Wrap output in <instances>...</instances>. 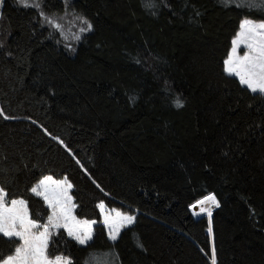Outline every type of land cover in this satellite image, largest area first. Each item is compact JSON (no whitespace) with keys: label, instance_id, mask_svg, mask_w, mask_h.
<instances>
[{"label":"trees","instance_id":"trees-1","mask_svg":"<svg viewBox=\"0 0 264 264\" xmlns=\"http://www.w3.org/2000/svg\"><path fill=\"white\" fill-rule=\"evenodd\" d=\"M39 3L45 15L0 0V188L42 225L50 210L31 189L64 178L73 215L96 221L82 246L52 231L48 256L210 264L214 246L216 264H264V97L224 72L241 20H264L261 0ZM59 17L93 26L73 52L48 23ZM210 194L211 241L191 211ZM101 202L136 218L116 241ZM16 243L0 234V259Z\"/></svg>","mask_w":264,"mask_h":264},{"label":"snow or ice","instance_id":"snow-or-ice-1","mask_svg":"<svg viewBox=\"0 0 264 264\" xmlns=\"http://www.w3.org/2000/svg\"><path fill=\"white\" fill-rule=\"evenodd\" d=\"M19 5L25 8L33 7L41 9L40 14L45 15L39 0H18ZM147 6L154 8L155 0H147ZM240 6V5H238ZM253 4L251 7H256ZM260 8L264 10V0H261ZM86 27L81 31H89L92 24L85 19ZM48 23L59 28V24L48 18ZM231 54L224 61L225 71L239 78V83L246 87L252 94L264 97V20L253 21L245 18L240 24V31L233 41ZM244 44L247 51L241 56L237 54V46ZM177 104L180 101L177 100ZM61 143H63L61 141ZM73 185L65 181H53L52 177L46 176L39 184L31 189L33 193L42 196L51 209L48 223L39 224L29 216L27 202L23 199H13L9 204L6 201L7 193L0 188V234L10 240L18 238L14 252L0 259V264H71V258L56 256L50 258L47 248L52 229L64 228L69 236L74 237L80 244H87L92 238L91 225L95 221L78 220L73 215L76 205L73 203L71 189ZM218 204L215 195L205 196L197 201L201 211L209 216L208 231L211 234V208L203 207L205 204ZM104 211L105 205H99ZM195 207V205H193ZM135 216L122 212L118 209L111 213H104V224L108 227L109 237L116 240L121 228L131 225ZM212 264H216V251L212 247Z\"/></svg>","mask_w":264,"mask_h":264},{"label":"rangeland","instance_id":"rangeland-1","mask_svg":"<svg viewBox=\"0 0 264 264\" xmlns=\"http://www.w3.org/2000/svg\"><path fill=\"white\" fill-rule=\"evenodd\" d=\"M244 19H242L241 20V22L243 21ZM55 22V21H54ZM57 22V21H56ZM55 22V23H56ZM241 22H240V24H241ZM58 24H59V28L63 31V32H65V34H64V38H65V40H66V44H67V46H66V48H68V49H70L72 52H73V50H72V48L74 47V45L76 44V42H77V40H78V38H79V36L83 33L82 31H81V29L82 28H85L86 27V25H85V23H84V21H82V20H77V22L75 23V24H71V23H69V21L66 19V18H64V17H59L58 18ZM56 29H59V28H57V27H55ZM239 31H240V26H239V29H238V31H237V33L235 34V36H234V38L232 39V41L235 39V38H237V36H238V33H239ZM73 45V46H72ZM72 47V48H71ZM232 47H233V43H231V47H230V50H229V53H228V55H227V57H226V59L229 57V55L231 54V51H232ZM247 51V47L244 45V44H239L238 46H237V54L238 55H243L245 52ZM225 59V60H226ZM224 60V61H225ZM224 72H226L225 71V65H224ZM227 73V72H226ZM228 75H231V76H233V77H235L238 81H239V78L238 77H236L234 74H229V73H227ZM241 85V84H240ZM243 86V85H242ZM245 87V86H244ZM44 179V178H43ZM43 179H41V180H43ZM53 179V181H65V182H68L66 179H64V178H62V179H55V178H52ZM40 180V181H41ZM39 181V182H40ZM39 182H37L36 184H35V186H37L38 184H39ZM34 186V187H35ZM42 197V196H41ZM43 198V197H42ZM16 200H20V199H16ZM7 201V200H6ZM11 201L12 200H10V201H7L9 204L11 203ZM45 201V200H44ZM46 203V202H45ZM197 203H195L194 205H196ZM46 205H47V207L49 208V206H48V204L46 203ZM217 205V204H216ZM216 205L215 206H213V207H211V212H212V210L216 207ZM193 206L191 207V211H192V213H193V215L195 216V217H199V216H205L207 219H209V216H208V214L206 213V212H204V213H196L194 210H193ZM115 208H112V209H110V208H107L106 206H105V208H104V211L102 212L101 211V209L99 208V211H100V215H101V223L105 226V229H106V231H107V237H108V239L109 240H111V241H116L117 239H118V237H117V239L116 240H112L110 237H109V231H108V227L104 224V213H111L112 212V210H114ZM49 210H50V214H51V209L49 208ZM119 210V209H118ZM121 211V210H120ZM73 212H74V209H73ZM123 212V211H122ZM125 213H127V212H125ZM78 220H80V221H83V220H85V219H78ZM88 221H95V220H88ZM48 223V222H47ZM96 224V221H95V223H93L92 225H91V227H92V238H93V234H94V230H93V228H94V225ZM132 225V224H131ZM131 225H125L123 228H121V230H120V233L125 229V228H127V227H129V226H131ZM62 229H64V228H62ZM54 230H56V229H52L51 230V232L52 231H54ZM65 230V232L67 233V230L66 229H64ZM120 233H119V235H120ZM208 233V235H209V238H210V241H211V235H210V233H209V231L207 232ZM68 234V233H67ZM2 235V234H1ZM70 238H72L73 240H75L79 245H81L82 246V244H80L74 237H72V236H69ZM7 238V237H6ZM92 238L88 241V242H90L91 240H92ZM7 239H9V238H7ZM17 243L19 242L18 241V238H13ZM85 245V244H84ZM59 256H61V257H65V258H68L67 256H64V255H59ZM50 258H52V257H50ZM53 258H55V257H53ZM209 260V263L210 264H212V249H211V253H210V258L208 259ZM93 262H95V264H102L103 263V259H93L92 260Z\"/></svg>","mask_w":264,"mask_h":264},{"label":"bare ground","instance_id":"bare-ground-1","mask_svg":"<svg viewBox=\"0 0 264 264\" xmlns=\"http://www.w3.org/2000/svg\"><path fill=\"white\" fill-rule=\"evenodd\" d=\"M215 205H216V204H211V205H210V204H207V203H206L205 205H203V207H210V208H211V207H213V206H215ZM216 206H217V205H216ZM201 207H202V206H201L200 204H196L195 207L193 208V210H194L196 213H204V212H202V211L200 210ZM206 213H207V212H206Z\"/></svg>","mask_w":264,"mask_h":264}]
</instances>
